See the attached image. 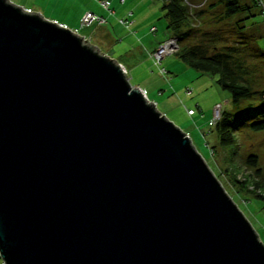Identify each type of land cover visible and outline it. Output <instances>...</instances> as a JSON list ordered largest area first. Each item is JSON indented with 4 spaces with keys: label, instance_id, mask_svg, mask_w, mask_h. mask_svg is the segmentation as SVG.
Returning <instances> with one entry per match:
<instances>
[{
    "label": "water",
    "instance_id": "obj_1",
    "mask_svg": "<svg viewBox=\"0 0 264 264\" xmlns=\"http://www.w3.org/2000/svg\"><path fill=\"white\" fill-rule=\"evenodd\" d=\"M0 258L264 264V243L122 65L0 0Z\"/></svg>",
    "mask_w": 264,
    "mask_h": 264
},
{
    "label": "rangeland",
    "instance_id": "obj_2",
    "mask_svg": "<svg viewBox=\"0 0 264 264\" xmlns=\"http://www.w3.org/2000/svg\"><path fill=\"white\" fill-rule=\"evenodd\" d=\"M9 1L33 13L40 14L48 20L59 24L65 23L71 30L76 26L81 11L100 10L98 6L100 0ZM218 1L188 0V3H192L190 5L192 9L201 10L202 25L196 28L197 34L204 35L206 40L214 38L217 42L215 44L218 46L241 47L246 40L241 39L243 36L236 29V21L242 17L237 16L234 19L226 20L223 7ZM111 2L113 8L120 7L119 10L128 6L139 5L135 11L136 16L138 14L140 32H145L150 26H155L157 29L155 35L166 33L167 23L162 10V1L126 0L124 6L118 4L119 0H111ZM205 2L206 4L201 6ZM199 3H201L200 7H197ZM210 5L215 6L209 7ZM251 20L255 23L253 28H258L261 33H264V17L257 15ZM239 23L237 22V24ZM93 28L97 29V26ZM94 33L95 30L90 32L82 30L80 32L81 35L92 38L90 44L99 47L100 53L120 65L121 62L125 64L124 69L132 86H138L145 90L148 100L156 105L157 110L184 133H188L197 152L203 157L226 193L238 206L264 243V201L254 197L255 195L264 196V181L262 177H256L254 169L246 163L249 155H255L258 158L259 167L264 173V132L257 133L248 128H242L236 134V144L229 149H224L219 146L213 130L214 126H211L210 123L213 111L208 106L213 100L219 103L220 115L222 111L239 114L243 111L245 104L236 110L231 104L224 105V101L228 100L229 96L217 86V77L201 74L189 68L175 55L164 58L162 67L166 74L160 76L157 68L152 66L153 64L145 63L141 59L140 53L132 50L124 51L125 46H120L118 41L115 44L96 46ZM247 45L248 47H255L252 41H248ZM257 45L264 49V36L257 40ZM251 50L250 48V50L242 51V59L245 60L244 63L248 71L247 81L253 88L264 90V64L262 59L254 56L256 53ZM187 89L192 90L193 95L191 97L185 95ZM188 110H193L196 115L188 116ZM234 179H237L238 183L234 182ZM0 264H3L1 258Z\"/></svg>",
    "mask_w": 264,
    "mask_h": 264
},
{
    "label": "trees",
    "instance_id": "obj_3",
    "mask_svg": "<svg viewBox=\"0 0 264 264\" xmlns=\"http://www.w3.org/2000/svg\"><path fill=\"white\" fill-rule=\"evenodd\" d=\"M218 2L223 7L226 20L237 16L242 17L236 21V29L243 36L240 38L246 40L241 47L218 46L214 38L206 40L204 35H198L196 28L202 25L201 10L192 9L190 7L192 3H188V0H165L162 10L167 23V35L175 36L178 40L179 50L175 56L189 68L201 74L217 77V86L228 94L230 104L235 110L242 108L245 104L243 111L239 114L222 111L214 125L213 130L219 146L229 149L236 144V134L242 128H248L257 133L264 132V90L253 88L247 81V66L242 59V51L251 48V51L256 53L254 56L260 57L264 64V49L257 45V40L262 38L264 33H261L258 28H253L255 23L251 19L257 15L262 16L255 0H219ZM211 6L215 5L209 7ZM193 17L199 20V26L194 27ZM237 22L240 23L237 24ZM64 26L67 27V25ZM93 29L92 27L84 30L90 32ZM248 41H252L255 47H248ZM246 163L254 169L256 177H262L264 181V173L259 167L258 158L255 155H249ZM234 182L238 183L237 179H234ZM254 197L264 201L263 195Z\"/></svg>",
    "mask_w": 264,
    "mask_h": 264
},
{
    "label": "crops",
    "instance_id": "obj_4",
    "mask_svg": "<svg viewBox=\"0 0 264 264\" xmlns=\"http://www.w3.org/2000/svg\"><path fill=\"white\" fill-rule=\"evenodd\" d=\"M109 2H110V9H111L110 12L103 10L99 4L98 6L100 10L98 11H95V10L81 11L77 18L78 22L73 29H77L79 27L80 18L84 12L91 11L99 16H102L106 20V24H104L103 26L97 27V29L96 28L93 29L95 30L94 40H96V46L98 45L104 46V45L112 44V43L115 44V42L118 41L120 43V46H123V45L125 46L124 51L132 50L134 52L140 53V56L142 57L141 59L144 60L145 63L152 65V61L149 59L148 55L150 52L155 50L158 44L168 36L167 32L166 33L164 32L165 33L164 35H161V34L155 35L157 32V29H156L155 33H151L150 28L155 27V26H150L149 29H147L145 32H140L141 27L138 22V17H137L138 14L136 16V11H135L139 7V5L128 6L127 8H124V9L122 8L119 10L118 8L120 7H118L117 9H114L111 0ZM118 4L120 6H124L126 4V0H124L123 3H121L119 0ZM130 13H131V17H129V20H131V24L128 28H125L122 24L119 23V20L127 19ZM164 60L165 59H163L162 61ZM121 65L123 67L126 66L122 62H121ZM218 104H219L218 102L213 100V102H210V105L208 107L210 110L213 111V108L218 107ZM227 104H230L229 99L224 101V105H227ZM209 109L208 111L210 112ZM195 115L196 113L193 116Z\"/></svg>",
    "mask_w": 264,
    "mask_h": 264
},
{
    "label": "built area",
    "instance_id": "obj_5",
    "mask_svg": "<svg viewBox=\"0 0 264 264\" xmlns=\"http://www.w3.org/2000/svg\"><path fill=\"white\" fill-rule=\"evenodd\" d=\"M159 1L164 2L165 0H159ZM120 2L123 3L124 0H120ZM255 2L257 4V7H258L261 15L264 17V0H255ZM99 5L103 10L108 11V12L111 11L109 1L100 0ZM197 7H200V5ZM129 17H131V13L128 15L127 19L119 20V23L122 24L125 28H128L131 24V20H129ZM193 20H194V27L199 26V24H200L199 20L194 18V17H193ZM105 23H106V20L102 16H99L93 12L87 11L82 15L78 29H73L72 31L81 35L79 32L80 30L90 29V28L95 27V26L100 27V26H103ZM150 32L155 33L156 28L151 27ZM82 37L85 38V40H87L89 43L92 40L91 37L90 38H87L85 36H82ZM178 50H179V46H178L177 38L175 36L170 35V36H167L163 41H161L158 44V46L156 47V49L149 53L148 57L152 61L153 66L156 67L158 69L159 73L164 76L166 74V71L162 67V60L164 58L171 57V56L175 55L178 52ZM126 74H127V72H126ZM143 91L146 94V91L145 90H143ZM191 94H192V90L187 89L185 91L186 96H190ZM220 111H221L220 107H215L213 109V116H212V120L210 122L211 126H214L216 124V122L219 120ZM187 112H188V115H190V116L194 115L193 110H188Z\"/></svg>",
    "mask_w": 264,
    "mask_h": 264
}]
</instances>
